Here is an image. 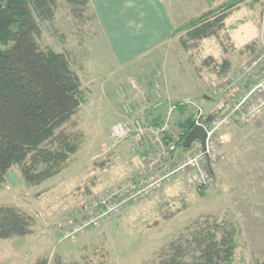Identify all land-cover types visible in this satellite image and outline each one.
Wrapping results in <instances>:
<instances>
[{"label":"rangeland","instance_id":"1","mask_svg":"<svg viewBox=\"0 0 264 264\" xmlns=\"http://www.w3.org/2000/svg\"><path fill=\"white\" fill-rule=\"evenodd\" d=\"M58 1L54 21L58 33L49 23H42L39 43L67 52L81 79L85 101L64 127L78 135L80 148L63 172L40 186H28L18 167L11 168L7 183L0 188V202L28 211L36 218V226L32 235L0 240V264H35L40 257L52 260L54 255L67 262L155 264L165 244L206 216L232 220L239 226L234 264L264 259V252L259 253L264 247L256 248L261 241L253 236L255 229L259 237L264 236V220L259 217L264 215V114L255 122L232 124L225 131V135L238 133L242 141L236 145V171H223V187L216 186V180L213 186L198 189L194 173L177 174L159 191L122 205L116 213L103 199L116 185L139 176L142 170L138 172L140 166L134 160L147 151L133 139L111 140V125L126 117L147 124L169 117L175 128L189 114H180L178 103L195 113L197 106L205 114L217 113L233 90L227 97L216 96L214 91L226 82L241 90L246 83L243 68L264 54V0L242 4L227 18L218 37L200 41L191 51L179 41L184 32L171 34L228 0H158L169 17L168 27L161 31L139 27L154 12V21L163 20L153 0L139 10L133 2L143 0H91L94 8L83 21L73 17L65 0ZM114 8L117 12L110 16ZM99 9L107 11L109 18L104 19ZM154 31L165 37L159 44ZM149 32L153 36L144 34ZM252 44L253 51L248 48ZM209 55L217 61H232L225 79L203 65ZM133 147L138 148L136 153ZM97 214L99 223L88 225ZM74 227L84 231L76 232L75 239L67 237Z\"/></svg>","mask_w":264,"mask_h":264},{"label":"trees","instance_id":"2","mask_svg":"<svg viewBox=\"0 0 264 264\" xmlns=\"http://www.w3.org/2000/svg\"><path fill=\"white\" fill-rule=\"evenodd\" d=\"M249 0H228L193 18L177 31L182 47L191 51L200 41L218 37L232 12ZM75 19L83 21L91 10L90 0H65ZM252 0V5L258 3ZM58 0H0V188L9 171L18 167L24 182L40 186L59 175L80 148L78 135L64 130L85 101L82 82L72 69L67 52L42 47V23L54 25ZM254 50V44L248 46ZM209 71L225 79L232 61H217L209 55L204 61ZM264 76V68L251 78L252 84ZM241 90L225 98L220 113ZM204 99V98H202ZM179 122L186 136L195 127V112L177 104ZM214 113H207L204 122ZM153 123V122H152ZM158 123V122H154ZM184 138V139H185ZM201 195L204 192L201 191ZM36 218L14 204L0 202V240L32 235ZM240 228L232 220L206 216L187 225L158 252L155 264H234L239 247ZM35 264H106L89 260L67 262L60 255L40 257Z\"/></svg>","mask_w":264,"mask_h":264},{"label":"built area","instance_id":"3","mask_svg":"<svg viewBox=\"0 0 264 264\" xmlns=\"http://www.w3.org/2000/svg\"><path fill=\"white\" fill-rule=\"evenodd\" d=\"M261 66H264V54L243 68L246 83L240 93L220 113L210 116L209 121L204 122L205 111L197 106L194 122L195 126L202 125L206 129L204 148L199 141H194L190 148H184L186 130L175 124V128H172L169 117L157 124H147L141 119L126 117L111 125V140L125 142L133 139L138 147L145 146L147 150L143 154L144 167L139 176L116 185L103 196L104 203L109 204L111 212L116 213L122 205L137 203L159 191L165 182L172 180L177 174L194 173L195 187L198 189L213 186L216 181L215 165L226 144L225 131L232 124L255 122L264 114V76L252 84L248 83L258 75L257 72L263 68ZM237 88L226 82L214 94L227 97L229 90L234 92ZM136 149L138 150L133 147L132 152L136 153ZM98 214L91 216L88 225L99 223ZM78 231L84 230L82 227H74V230L67 232V237L75 239Z\"/></svg>","mask_w":264,"mask_h":264},{"label":"crops","instance_id":"4","mask_svg":"<svg viewBox=\"0 0 264 264\" xmlns=\"http://www.w3.org/2000/svg\"><path fill=\"white\" fill-rule=\"evenodd\" d=\"M129 1H131V0H129ZM90 2H91V6H92V1L90 0ZM131 2H133V1H131ZM153 2H155L156 4H157V6H158V4H159V1L158 0H153ZM124 3V2H123ZM122 3V4H123ZM126 3V2H125ZM133 4L138 8V10H139V8L140 7H144L145 8V6H146V4H147V0H143V1H141L140 3H135V1L133 2ZM162 4V3H161ZM161 4H159V9H157V11H160V12H162V19L163 20H161V18L159 17L158 18V20H153V18L156 16V14L157 13H153V15L150 17V18H147V19H145V18H143V22H140L139 23V27H140V29L141 30H144V31H146V29H148V28H151V30H158V31H161L163 28L165 29V28H167L168 27V13H167V9L165 8V7H163ZM92 8H94L93 6H92ZM143 8V9H144ZM147 8H148V6H147ZM110 11L112 10V8L110 7V9H109ZM99 11H100V13H101V15L104 17V19H107V18H109V15H107V11H106V14H105V10H103V9H99ZM114 12L110 15V16H112L114 13H116L117 12V9H115L114 8V10H113ZM142 11V10H141ZM156 11V12H157ZM140 12V11H139ZM145 19V20H144ZM142 26V27H141ZM153 32V35L154 36H156L155 37V43H157V44H159V43H161L163 40H164V38L165 37H161L159 34H161V33H157V32ZM156 33H157V35H159V36H157L156 35ZM145 35H150L151 33L149 32V33H144ZM153 35H150V36H153ZM157 120H159V118H157V119H153V120H151L150 122H158ZM234 125V124H233ZM243 136V135H242ZM240 141H242V139H241V137L239 136V134L238 133H233L232 135H226V144H225V146L223 147V149H222V155H221V158L219 159V161H218V163H217V168H218V174L216 175L217 177H216V186H222L223 187V179H222V177H223V171H227L228 173H234L235 171H236V157H239V155H238V152H237V149H236V145L238 144L239 145V142ZM136 160H134V162H137V164L140 166V168L138 169V172L140 171V170H142L143 169V167H144V158H143V155H139L137 158H135ZM238 167V166H237ZM216 168V169H217ZM263 201H264V199H263ZM259 217H261V218H263V220H264V215H260ZM258 217V218H259ZM262 220V221H263ZM238 222V221H237ZM248 226H246V229L245 230H247L248 228H247ZM259 228V227H258ZM245 230H244V232H245ZM253 236L256 238V235H257V237L259 238V241H261L258 245L256 244V248H263L264 247V236H262V237H259V235H260V233L258 232V231H256V229L255 230H253ZM263 240V241H262ZM264 251H259V253H263ZM73 262H75V261H73ZM255 263L256 264H264V259H261V260H259L258 258L255 260Z\"/></svg>","mask_w":264,"mask_h":264},{"label":"water","instance_id":"5","mask_svg":"<svg viewBox=\"0 0 264 264\" xmlns=\"http://www.w3.org/2000/svg\"><path fill=\"white\" fill-rule=\"evenodd\" d=\"M209 121V119H208ZM206 129L202 125H196L192 131L186 136L183 146L184 148H190L194 141H199L202 147H205Z\"/></svg>","mask_w":264,"mask_h":264}]
</instances>
